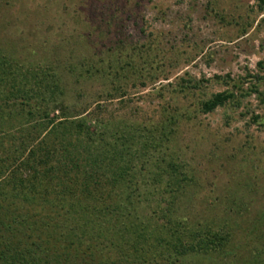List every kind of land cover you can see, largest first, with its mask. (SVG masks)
Masks as SVG:
<instances>
[{"label":"rangeland","instance_id":"obj_1","mask_svg":"<svg viewBox=\"0 0 264 264\" xmlns=\"http://www.w3.org/2000/svg\"><path fill=\"white\" fill-rule=\"evenodd\" d=\"M0 52L23 70L51 66L58 101L100 102L104 117L126 118L139 140L176 116L164 157L183 163L187 180L173 215L230 232L233 261L260 247L264 99L249 92L264 75L258 0H0ZM224 90L237 101L201 111Z\"/></svg>","mask_w":264,"mask_h":264},{"label":"trees","instance_id":"obj_2","mask_svg":"<svg viewBox=\"0 0 264 264\" xmlns=\"http://www.w3.org/2000/svg\"><path fill=\"white\" fill-rule=\"evenodd\" d=\"M255 80L249 92L264 99V75ZM61 87L51 66L23 70L0 52V264H264V231L233 261L230 232L173 215L187 180L184 164L164 157L176 116L139 140L100 102L58 101ZM237 98L219 91L200 108Z\"/></svg>","mask_w":264,"mask_h":264}]
</instances>
